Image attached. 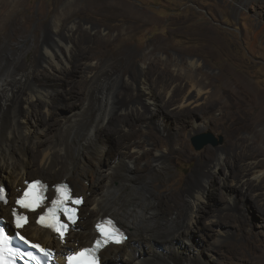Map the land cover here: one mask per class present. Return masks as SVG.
I'll return each instance as SVG.
<instances>
[{
	"label": "bare ground",
	"instance_id": "6f19581e",
	"mask_svg": "<svg viewBox=\"0 0 264 264\" xmlns=\"http://www.w3.org/2000/svg\"><path fill=\"white\" fill-rule=\"evenodd\" d=\"M212 1L231 17L249 0ZM54 2L58 4L64 0ZM99 2L101 5L97 11L68 8L67 12L57 16L58 23L63 25L75 15L79 19L110 20L117 31L112 42H120L149 22L150 17L143 11L137 12L129 2ZM20 3L21 0L0 1V30L13 17L9 16L10 12L20 7ZM260 4L264 6V0ZM12 21L15 25L19 22L16 18ZM56 28L48 30L53 38L43 40L40 52L34 50L31 55V58H37L38 66L29 61L27 71L21 76L22 47L3 51L0 33V186L7 183L12 198L6 206L0 205V214L8 215L13 199L19 196V188H23L29 175L32 176L30 180L42 177L50 185L67 179L75 194L90 192L82 205H88L89 209L87 213L80 212L82 215L75 230L61 242L50 231L35 225V214L31 215L30 223L23 230L30 238L55 247L58 257L69 249L76 250L91 242L96 237L94 224L106 217L105 214H111L127 232L128 239L121 246H107L101 252L102 264H206L210 261L214 264L210 254L206 256L198 248V237H211L213 227L222 223L218 215L212 218L208 215L203 224L200 222L201 214L208 207L206 199L212 194L214 174L224 169L223 187L242 196L249 192L251 197L264 204V187L258 181L260 176L254 171V163L246 162L264 152L261 150L264 136L256 131L264 123V93L250 76L231 72L233 66L224 65L226 63L222 65L223 72L218 80L220 87L216 93H209L212 80L206 75L203 79L188 78L183 85H175L178 80L174 75L160 76L162 85L153 86L150 76L157 70L168 73L167 67L172 64L161 69L155 59L145 62L154 53L155 46L142 55L144 62L138 65L137 73H131L117 92L112 78H103L104 68L81 62L77 68L74 66V40L79 29L71 25L66 33L60 34ZM17 29L14 26V33ZM95 29V26L86 27L81 37L90 39L93 35L99 45H110L106 35L98 31L92 33ZM170 31L186 41L199 40L201 53L208 57L220 56L229 49L222 37L202 24H189L180 19ZM263 31L262 26L258 27L256 36ZM189 63L195 68L202 66L195 56L189 59ZM135 73L137 77L133 78ZM75 77L84 79V91L76 88L83 83L79 80L77 83ZM64 83L76 88L67 92L71 93V100L82 95L85 105L62 103L66 97V90H61ZM212 103L220 106L218 118L210 116L215 108ZM169 106L172 108L166 117L162 107ZM38 108L44 110L48 121L58 113L65 112L66 115L62 121L45 123L40 128L36 115ZM198 114L205 125L195 127L191 131L193 134L205 131L207 123L225 120L232 131L244 128L252 133V143L245 144L248 151L245 157L232 160L207 148L197 156L188 175L178 177L173 162L190 159L184 125ZM42 136L50 141L40 142ZM236 141L240 139L236 138ZM230 176L233 178L231 184L228 183ZM85 180L90 182L89 186L84 184ZM253 191L260 192L254 195ZM89 222L93 226L87 228ZM154 245H159L160 250L145 256L144 247ZM121 247L124 253L118 255L117 249Z\"/></svg>",
	"mask_w": 264,
	"mask_h": 264
},
{
	"label": "rangeland",
	"instance_id": "374dc122",
	"mask_svg": "<svg viewBox=\"0 0 264 264\" xmlns=\"http://www.w3.org/2000/svg\"><path fill=\"white\" fill-rule=\"evenodd\" d=\"M54 1L21 0L20 7L10 12L11 14L9 16L13 17L2 26V29H4L0 30L1 36L3 37V51L7 52L9 49L14 51L22 47L19 61L20 76L27 71L29 61H32L38 66L37 58L35 56L31 58V55L34 50L40 52L39 48L43 40L48 39V37L53 38V36L48 34L49 29L53 30L54 27H57L56 30L58 33L61 34L62 32L64 34L68 27L73 25L74 28L79 29L76 33L77 35L75 34L74 40L76 51V62L74 66L77 68L81 62L82 64H92L104 68V72H102L103 78H112V84L117 89H115L117 92L119 91L118 87L131 73H137L138 65L144 62L142 55L149 53L155 46L154 53L145 62L155 59L159 62L158 66L161 69H164L167 64H172L167 67L169 69L168 73L157 70L153 76H150V81L153 82V86H157L156 84L162 85L160 76L167 77V75H174L178 80L175 85L179 83L183 85L188 78L195 77V79H203L204 75H206L209 77L208 79L212 80L209 93H216L220 87L218 80L223 72L222 65L226 63L224 65L233 66L234 69L230 67L231 72H240L250 76L255 86L264 93V31L259 36H256L258 27L262 26L264 29V6L260 4L261 0H249L245 6L239 9L237 14L231 17L227 15L225 9L214 1L211 2V0H119L131 3L137 12L143 11L150 17L149 22L145 26L140 27L134 35L131 34L120 42H112L117 36V31L114 29V25H112V21L110 20L99 18L90 20L79 19L75 15L69 18L63 25L62 23H58L57 16L61 13L64 14L70 8L77 10L78 8H86V11H97V8L101 5L100 0H64V2H59L58 4ZM88 5H91L90 8ZM13 18L19 21L17 25L13 23ZM180 19H185L189 24H202L212 28L213 32L222 37L225 46H229V49L224 51L222 55L216 57L204 55L201 53L199 40L189 39V41H186L182 37L171 34L170 30ZM14 26L18 28L15 33ZM90 26L96 27L95 30H92V33L98 31L101 35H106L107 39L111 41L110 45H99L93 39V35L90 39L81 37L86 27ZM12 36H14V39H11ZM189 56H195L202 66L199 68L191 66L189 63L191 57ZM84 68H82V71L85 74L86 69ZM82 77H75L76 81L79 80L81 84L83 83V86L81 85L80 87L77 85L76 88H81L84 91L86 89V83ZM136 77L137 74L133 76V78ZM77 83L79 82L77 81ZM61 86L62 91L64 90L65 92L66 90V97L62 101V103L65 102L64 105H85L86 101L82 95L79 96L80 98L72 100L69 97L71 93L68 94L67 92L76 90L73 84L64 83ZM100 88L98 87V89ZM142 102L145 104L144 98H142ZM211 105L215 106V108L210 116L212 118H218L220 115V106L217 103H212ZM171 108L172 106L167 108L162 107V112L166 117H169L168 111ZM36 112L40 128L49 122L53 124L54 122L62 121L64 115H66L65 112H61L52 121H48L42 108H38ZM203 125H205V121L200 114L190 119L184 125L186 127L184 138L187 141L186 149L190 159L185 162H173L176 165L174 173L178 177L188 175L196 164L197 156L207 148L222 154L223 158H229L231 160L233 158H243L248 153L245 144L252 143V133H249V131L244 128H241L237 132L232 131L224 120L219 123H207L205 131L201 133L193 134L191 132L195 127ZM256 131L258 134L264 136V123ZM207 133L213 134L215 138L221 136L223 139L222 144L217 146L208 144L201 150H195L192 146V139ZM235 133L236 137H234ZM236 138L240 139V141H236ZM39 140L40 142H48L50 138L42 136ZM110 142L112 143V141ZM261 150H264V143L261 145ZM246 162L254 163V171L260 176L258 181L264 187V152L258 158L248 159ZM106 164L107 160H105ZM225 173L226 171L224 169H220L214 174L215 178L211 183L212 194L206 199L208 207L205 209V213L201 214L202 217L200 219V222L203 224L207 220L205 218L208 215H210L209 218L213 216L217 217L218 215L222 218V223L218 227H213L214 232L211 237L203 238L202 235L198 237V241H200V247L198 248L202 249L206 256L210 254L209 256L212 257L214 264H264V204L258 201V199L251 197L249 192L245 196H242L241 193L233 194L229 189L223 187L222 179L226 178ZM29 177L32 176L29 175ZM29 177L28 180H30ZM62 180H65L69 184L71 183L67 179ZM232 180L233 178L231 176L228 177L229 184H231ZM84 182L86 186L90 185L88 180ZM3 184L8 191V197L12 200L10 186L5 182ZM259 192L253 191L252 193L256 195ZM89 194L90 192L87 195L84 194L85 196L82 195L85 201ZM229 199H231V203ZM87 209H89L88 205H84L80 212L82 214L87 213ZM82 214H80V217ZM105 215L113 218L111 214ZM91 226L93 225L89 222L87 228ZM206 249L210 251H206ZM214 249L215 252H213ZM154 250L159 251V245L144 247L143 254L148 256ZM117 251L118 255H122L124 248L121 247ZM206 264H211V261Z\"/></svg>",
	"mask_w": 264,
	"mask_h": 264
},
{
	"label": "snow or ice",
	"instance_id": "6c2138e0",
	"mask_svg": "<svg viewBox=\"0 0 264 264\" xmlns=\"http://www.w3.org/2000/svg\"><path fill=\"white\" fill-rule=\"evenodd\" d=\"M33 188H35V185H33ZM60 191H61V193H64L66 191V189L65 188H62V189H60ZM74 202L76 204L82 203V201H80V200H76ZM20 203H21V205L23 207H25V208H32L33 210H35V208L40 207V202L39 201H36L34 203H29V202H26V201L22 200ZM52 212H53V210L50 209L49 210L50 215L52 214ZM46 219L47 218L45 216L41 215L40 216V223L41 224H45ZM25 223H27V217H23V216H18L17 217V226L18 227H23ZM45 226H47V225H45ZM110 226H111V221L108 222V226H105V225H101L100 226V231L102 233H104L106 237H109V228H110ZM62 227L66 229L67 228V225H62ZM63 234L64 233L61 232V235H63ZM109 238H113V239H115V241L117 243H120L121 240H122V234L120 236H117L116 233H115V231H113L112 232V235ZM107 242L108 241L106 239L103 243H107ZM101 246H102V244L100 242H98L97 243V248H99ZM95 251H96L95 249H92V250H89V252H82V253H80V257H84V256H87V255H94ZM74 259H76V258H74ZM93 264H95V262H93Z\"/></svg>",
	"mask_w": 264,
	"mask_h": 264
},
{
	"label": "water",
	"instance_id": "95a60500",
	"mask_svg": "<svg viewBox=\"0 0 264 264\" xmlns=\"http://www.w3.org/2000/svg\"><path fill=\"white\" fill-rule=\"evenodd\" d=\"M222 137L219 136L215 138V136L211 133L202 134L192 139V146L195 150H201L204 146L210 144L213 146H217L222 144Z\"/></svg>",
	"mask_w": 264,
	"mask_h": 264
},
{
	"label": "clouds",
	"instance_id": "9594fccd",
	"mask_svg": "<svg viewBox=\"0 0 264 264\" xmlns=\"http://www.w3.org/2000/svg\"><path fill=\"white\" fill-rule=\"evenodd\" d=\"M61 182H62V181H61ZM63 182H66V181L63 180ZM66 183H68V182H66ZM68 184H69V183H68ZM69 185H70V184H69ZM106 217H109V216H106ZM110 218H112V217H110ZM112 219L116 222L117 226H118L122 231H124V232L126 233V235H127V239H128V234H127V232H126V231H125V230H124V229H123V228L117 223V221H116L114 218H112ZM93 227H94V226H93ZM93 229H94V228H93ZM94 233H95V232H94ZM95 235H96V234H95ZM94 239H95V238H94ZM94 239H93V240H94ZM93 240H92V241H93ZM126 241H127V240H126ZM126 241H125L124 243H122V244H125ZM122 244H120V245L110 244V245H108V246H121ZM105 248H106V247H105ZM105 248H104V249H105ZM104 249H103V250H104ZM103 250H102V251H103ZM102 251H101V252H102ZM100 255H101V254H100ZM101 264H102V263H101Z\"/></svg>",
	"mask_w": 264,
	"mask_h": 264
}]
</instances>
